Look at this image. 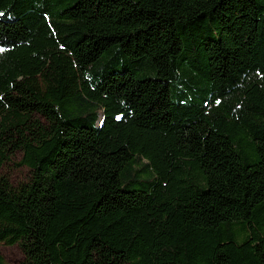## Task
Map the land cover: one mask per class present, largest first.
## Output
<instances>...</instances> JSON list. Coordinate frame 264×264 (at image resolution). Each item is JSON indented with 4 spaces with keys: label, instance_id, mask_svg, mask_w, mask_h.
Returning a JSON list of instances; mask_svg holds the SVG:
<instances>
[{
    "label": "trees",
    "instance_id": "1",
    "mask_svg": "<svg viewBox=\"0 0 264 264\" xmlns=\"http://www.w3.org/2000/svg\"><path fill=\"white\" fill-rule=\"evenodd\" d=\"M18 151L20 264H264V0H0Z\"/></svg>",
    "mask_w": 264,
    "mask_h": 264
},
{
    "label": "rangeland",
    "instance_id": "2",
    "mask_svg": "<svg viewBox=\"0 0 264 264\" xmlns=\"http://www.w3.org/2000/svg\"><path fill=\"white\" fill-rule=\"evenodd\" d=\"M35 118L39 119L38 117ZM21 158L22 152H15L0 167V180L5 182L6 185L14 191H18L25 187L31 180L30 169L24 166H18ZM0 254L6 264H20L23 260V254L18 244L7 245L1 243Z\"/></svg>",
    "mask_w": 264,
    "mask_h": 264
}]
</instances>
